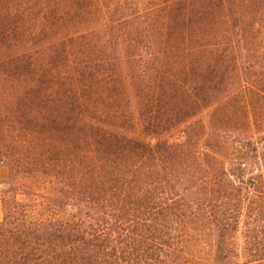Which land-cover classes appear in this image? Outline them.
I'll use <instances>...</instances> for the list:
<instances>
[{
	"label": "trees",
	"instance_id": "obj_1",
	"mask_svg": "<svg viewBox=\"0 0 264 264\" xmlns=\"http://www.w3.org/2000/svg\"><path fill=\"white\" fill-rule=\"evenodd\" d=\"M0 264H264V0H0Z\"/></svg>",
	"mask_w": 264,
	"mask_h": 264
},
{
	"label": "rangeland",
	"instance_id": "obj_2",
	"mask_svg": "<svg viewBox=\"0 0 264 264\" xmlns=\"http://www.w3.org/2000/svg\"><path fill=\"white\" fill-rule=\"evenodd\" d=\"M7 176V171L5 169L0 170V179H5Z\"/></svg>",
	"mask_w": 264,
	"mask_h": 264
}]
</instances>
